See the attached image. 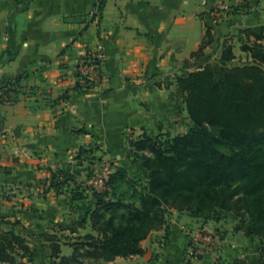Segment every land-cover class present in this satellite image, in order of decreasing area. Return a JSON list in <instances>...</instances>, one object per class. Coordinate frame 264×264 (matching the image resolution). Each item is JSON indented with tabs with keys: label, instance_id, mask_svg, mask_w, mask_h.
Segmentation results:
<instances>
[{
	"label": "crops",
	"instance_id": "obj_1",
	"mask_svg": "<svg viewBox=\"0 0 264 264\" xmlns=\"http://www.w3.org/2000/svg\"><path fill=\"white\" fill-rule=\"evenodd\" d=\"M24 4L0 0V80L27 73L17 101L0 104V216L12 223L4 229L25 235L33 250L26 264H53L49 241L39 234L55 233L60 256H70L80 236L98 233L88 214L94 208L91 192L72 202L66 192H44L37 180L50 176L46 167H65L84 179L94 159L75 158L80 147L92 148L91 156L118 167L132 163L130 138L177 125L184 111L177 75L219 61L226 46L233 54L229 64L252 62L241 46L264 45V37L256 40L245 32L264 26V0ZM12 7L19 9L9 19ZM207 32L210 42L194 56ZM87 49L103 53L102 79L95 87L76 89L75 68ZM64 93L67 98H60ZM201 222L216 224L173 211L167 218L169 233L164 236L163 227L153 230L141 241L142 255L98 261L81 257L80 264H264L257 237L232 229L220 234L217 262L207 254L188 263L187 229Z\"/></svg>",
	"mask_w": 264,
	"mask_h": 264
},
{
	"label": "trees",
	"instance_id": "obj_2",
	"mask_svg": "<svg viewBox=\"0 0 264 264\" xmlns=\"http://www.w3.org/2000/svg\"><path fill=\"white\" fill-rule=\"evenodd\" d=\"M96 7L92 20L101 10L102 1ZM18 9L12 7L8 18ZM263 29L259 26L245 32L258 40L264 37ZM210 40L207 32L193 55H199ZM241 48L251 55L252 62L229 64L233 54L226 46L219 61L176 76L190 121L187 130L176 135L167 130L155 136L144 131L138 138H130L127 156L144 169L145 182L137 185L120 166L109 175L106 189L92 188L94 208L88 214L98 235L80 236L70 256H60L61 241L55 233L39 234L49 241L53 264H80L81 257L98 261L142 255L141 241L150 232L163 227L164 236L169 233L167 210H185L191 217L218 221L215 208H228L237 202H241L238 207L248 218L236 228L246 236H256L264 253V45L243 43ZM25 76L24 71L0 80V104L17 101ZM75 88L81 86L77 83ZM60 98H67V93ZM91 153L92 148L80 147L75 158L93 159ZM46 170L50 176L37 180L44 192H66L71 202L85 197L84 180L77 179L69 169ZM91 172L89 168L85 177ZM121 180L132 189L129 201L117 192ZM233 184L245 187L246 194L232 199L234 191L229 188ZM8 224L12 225L0 216V264H26L32 260L33 250L24 234L2 227Z\"/></svg>",
	"mask_w": 264,
	"mask_h": 264
},
{
	"label": "built area",
	"instance_id": "obj_3",
	"mask_svg": "<svg viewBox=\"0 0 264 264\" xmlns=\"http://www.w3.org/2000/svg\"><path fill=\"white\" fill-rule=\"evenodd\" d=\"M95 13H97V7L93 9L91 15ZM102 64L103 53L100 50H86L77 61L75 68L76 84L78 83L81 88H89L87 85L91 83L99 84L102 79ZM93 163L90 166L92 169L91 175L88 177L84 175L83 185L85 191L91 192L92 188L102 191L106 189V182L114 169L106 159H102L97 164ZM187 236L188 243L184 251V257L188 263L207 254H214V261L217 262L219 256L216 253L220 245L219 233L201 222L190 225L187 229Z\"/></svg>",
	"mask_w": 264,
	"mask_h": 264
},
{
	"label": "rangeland",
	"instance_id": "obj_4",
	"mask_svg": "<svg viewBox=\"0 0 264 264\" xmlns=\"http://www.w3.org/2000/svg\"><path fill=\"white\" fill-rule=\"evenodd\" d=\"M183 102H184V99H183ZM183 110L184 111H183L182 115L177 120V125L173 128V130H168V131H170L171 135L184 133L188 128L190 121H189L188 116H187L185 103H184V109ZM165 131H167V130L163 129V130H158V131H155V132L149 133V134L151 136H155L156 134H158L160 132H165ZM132 139H136V138H132ZM93 159L94 160H91L92 161L91 163H93L95 161L93 164H97L102 160V159H98L95 157ZM108 161L112 165L113 169L118 167V166L114 165V162H112L110 160H108ZM130 161H132V160L130 159ZM125 168L127 169V177L132 179L133 181H135L137 183V185H141L145 182V180H146L145 171L138 164V162L132 161V163H128L127 166H125ZM229 189H231V190L233 189V191H234L232 199H235L237 196L238 197L244 196L246 194V188L245 187H238L237 185L233 184L230 186ZM131 191H132V189L128 186V184L125 183L124 180H121L117 192L122 193V197L125 201L131 200V197H130ZM239 205H241V202H237L236 204H231L228 208L220 207V206H217L215 208L214 211H216V212L214 214L219 217V220L214 221V222H216V224L214 226H212L211 228L214 231H216L217 233H219V236H221L220 235L221 233L227 232L229 229H232V231L240 230V229H237L236 226H239L241 224V220H245L248 218L247 213L244 211L243 208L238 207ZM173 211L185 212L186 214H188V212L185 210L179 211V210L171 208V209L167 210L166 220L169 217V215L173 213ZM240 231L243 232L242 230H240Z\"/></svg>",
	"mask_w": 264,
	"mask_h": 264
}]
</instances>
